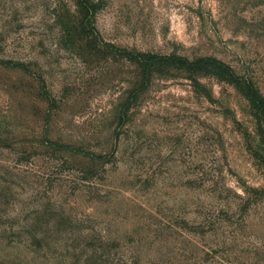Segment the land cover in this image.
<instances>
[{
  "label": "rangeland",
  "instance_id": "rangeland-1",
  "mask_svg": "<svg viewBox=\"0 0 264 264\" xmlns=\"http://www.w3.org/2000/svg\"><path fill=\"white\" fill-rule=\"evenodd\" d=\"M173 54L264 96V0H0V264H264L261 130Z\"/></svg>",
  "mask_w": 264,
  "mask_h": 264
},
{
  "label": "trees",
  "instance_id": "trees-1",
  "mask_svg": "<svg viewBox=\"0 0 264 264\" xmlns=\"http://www.w3.org/2000/svg\"><path fill=\"white\" fill-rule=\"evenodd\" d=\"M155 58L156 55L150 53L147 54V59L145 60L153 61ZM160 59L161 60H155L154 62L158 61L161 65L165 66H168L169 64L179 66L189 71L191 75L210 74L220 80H224L233 84L247 99L264 140V96L251 81L246 78H239L230 66L218 59L201 57L195 60H189L186 57L176 56L174 54L169 56H161ZM262 150L264 152V147Z\"/></svg>",
  "mask_w": 264,
  "mask_h": 264
}]
</instances>
